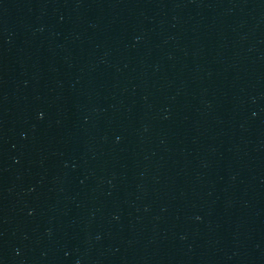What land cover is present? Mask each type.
Wrapping results in <instances>:
<instances>
[{
  "label": "water",
  "instance_id": "water-1",
  "mask_svg": "<svg viewBox=\"0 0 264 264\" xmlns=\"http://www.w3.org/2000/svg\"><path fill=\"white\" fill-rule=\"evenodd\" d=\"M264 114V0H0V264H226Z\"/></svg>",
  "mask_w": 264,
  "mask_h": 264
}]
</instances>
